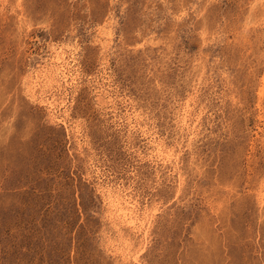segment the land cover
I'll return each instance as SVG.
<instances>
[{
	"label": "rangeland",
	"instance_id": "374dc122",
	"mask_svg": "<svg viewBox=\"0 0 264 264\" xmlns=\"http://www.w3.org/2000/svg\"><path fill=\"white\" fill-rule=\"evenodd\" d=\"M263 200L264 0H0V264H264Z\"/></svg>",
	"mask_w": 264,
	"mask_h": 264
},
{
	"label": "bare ground",
	"instance_id": "6f19581e",
	"mask_svg": "<svg viewBox=\"0 0 264 264\" xmlns=\"http://www.w3.org/2000/svg\"><path fill=\"white\" fill-rule=\"evenodd\" d=\"M110 31V30H109ZM110 34V33H109ZM110 39V38H109ZM112 39V38H111ZM59 57V56H58ZM58 61V59H57ZM65 62V61H64ZM63 62V63H64ZM57 63V62H56ZM59 63V62H58ZM64 65V64H63ZM57 66V65H56ZM60 66V65H59ZM62 68V67H61ZM53 70V69H52ZM54 71V70H53ZM59 71V70H58ZM52 72V71H51ZM56 72V71H55ZM53 73V72H52ZM63 73V72H62ZM65 74V72H64ZM56 75H60V73L58 72V74ZM63 75V74H62ZM55 77V75H54ZM53 77V78H54ZM54 80V79H52ZM63 80V79H62ZM53 82V81H52ZM31 86H29V90ZM33 87V86H32ZM33 89V88H32ZM186 124V122H184ZM112 197V196H111ZM112 202V207H114L115 211L118 214V217L121 221H123V225L125 224L127 228L132 229L134 232H136L135 230L138 229V219L135 216V214L131 211H129V209H126L125 207H123L122 205V200L119 199V197L117 196L116 198H113L111 200ZM264 201V200H263ZM128 205V204H127ZM115 226V224H114ZM118 226H116L117 228ZM138 232V231H137ZM144 249V248H143ZM137 259V258H136Z\"/></svg>",
	"mask_w": 264,
	"mask_h": 264
}]
</instances>
